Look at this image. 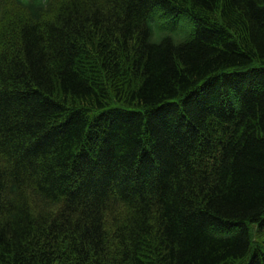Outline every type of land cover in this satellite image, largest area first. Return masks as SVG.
Returning <instances> with one entry per match:
<instances>
[{
    "label": "trees",
    "instance_id": "1",
    "mask_svg": "<svg viewBox=\"0 0 264 264\" xmlns=\"http://www.w3.org/2000/svg\"><path fill=\"white\" fill-rule=\"evenodd\" d=\"M0 264H264V0H0Z\"/></svg>",
    "mask_w": 264,
    "mask_h": 264
},
{
    "label": "rangeland",
    "instance_id": "2",
    "mask_svg": "<svg viewBox=\"0 0 264 264\" xmlns=\"http://www.w3.org/2000/svg\"><path fill=\"white\" fill-rule=\"evenodd\" d=\"M159 24L158 35H170L175 40H181L190 30L191 25L189 20L185 17L179 18L177 20H169V19H158Z\"/></svg>",
    "mask_w": 264,
    "mask_h": 264
}]
</instances>
